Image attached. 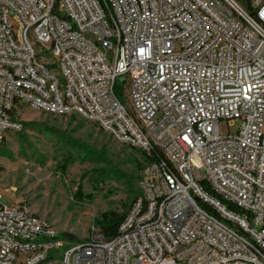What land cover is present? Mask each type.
I'll use <instances>...</instances> for the list:
<instances>
[{
	"label": "built area",
	"instance_id": "built-area-1",
	"mask_svg": "<svg viewBox=\"0 0 264 264\" xmlns=\"http://www.w3.org/2000/svg\"><path fill=\"white\" fill-rule=\"evenodd\" d=\"M24 105L163 158L111 237L0 193V264H264V0H0V143Z\"/></svg>",
	"mask_w": 264,
	"mask_h": 264
},
{
	"label": "rangeland",
	"instance_id": "rangeland-1",
	"mask_svg": "<svg viewBox=\"0 0 264 264\" xmlns=\"http://www.w3.org/2000/svg\"><path fill=\"white\" fill-rule=\"evenodd\" d=\"M123 79L124 75L117 79L119 90ZM15 114L28 125L18 132L7 131L1 142V203L25 206L57 231L79 240L101 212L125 211L124 204L140 189V171L131 163L139 160L136 151L131 154L125 144L72 114H49L28 105ZM219 125L226 133V121Z\"/></svg>",
	"mask_w": 264,
	"mask_h": 264
},
{
	"label": "trees",
	"instance_id": "trees-1",
	"mask_svg": "<svg viewBox=\"0 0 264 264\" xmlns=\"http://www.w3.org/2000/svg\"><path fill=\"white\" fill-rule=\"evenodd\" d=\"M238 1L240 3H242L243 5L247 6V7L249 6V0H238ZM117 92H118L119 98L122 100L123 94H122L121 89L120 90L117 89ZM23 124L24 125H28L27 122H23ZM0 145H1V143H0ZM125 146H127L130 149L131 154H134L135 151H136L138 153V155H139L138 156L139 160L137 158H134L131 161V163L134 165V168L137 171H141V169L143 168V166L146 163H148V162H150L152 160H159V159L163 158V154H162L161 150H159L157 147H154L151 150V153L148 154L145 151L137 149L135 147H132V146H129V145H125ZM204 186H205V189L208 191V193L211 196L219 197L217 194L214 193V191L208 185L205 184ZM76 192H77V197H80V193H81V185L80 184L77 186ZM140 195H141V190L139 189V191H137L134 195H132L131 202L128 205L124 204L125 211L118 212V211H115V210H109V211L101 212L94 219L93 224L99 226L102 229V231L104 232L106 237H111V236L115 235L118 232V228H119L122 220L124 219L125 214H126L127 210L129 209L131 203L135 199H137ZM203 205L205 207L213 210L211 208V206L208 205L207 203H203ZM227 205L229 207H231V208H234L233 205L230 204V203H228ZM60 234L62 236H64L65 238L69 239L70 241H78L79 240L73 234L68 233V232H61Z\"/></svg>",
	"mask_w": 264,
	"mask_h": 264
},
{
	"label": "crops",
	"instance_id": "crops-1",
	"mask_svg": "<svg viewBox=\"0 0 264 264\" xmlns=\"http://www.w3.org/2000/svg\"><path fill=\"white\" fill-rule=\"evenodd\" d=\"M72 115H74V116H77V115H75V114H72ZM77 117H79V116H77ZM80 118V117H79ZM85 121V120H84ZM97 126V125H96Z\"/></svg>",
	"mask_w": 264,
	"mask_h": 264
}]
</instances>
